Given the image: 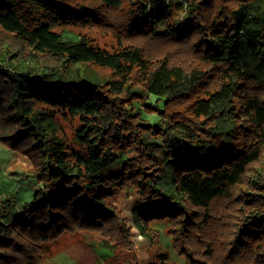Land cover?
<instances>
[{"label": "trees", "instance_id": "trees-1", "mask_svg": "<svg viewBox=\"0 0 264 264\" xmlns=\"http://www.w3.org/2000/svg\"><path fill=\"white\" fill-rule=\"evenodd\" d=\"M39 103L76 122L85 157ZM0 143L39 186L0 218V264H43L81 232L141 264L135 229L155 243L156 221L186 264H264V0H0ZM123 190L132 222L109 200Z\"/></svg>", "mask_w": 264, "mask_h": 264}, {"label": "rangeland", "instance_id": "rangeland-1", "mask_svg": "<svg viewBox=\"0 0 264 264\" xmlns=\"http://www.w3.org/2000/svg\"><path fill=\"white\" fill-rule=\"evenodd\" d=\"M67 35L75 38L74 36H71L72 34L70 33H67ZM96 38L99 42L98 44L102 48H110L114 43L110 38H101L98 36ZM90 69L93 71L91 74H96L100 80L109 77V68L91 66ZM156 101L157 97H152L148 104L153 106ZM37 107L38 109H47L51 111L58 110V113L53 115L58 126L57 135L65 141L69 152L77 151L80 156L85 157V150L80 147L75 138L76 122L72 121L70 118H66L64 116L65 112H61L63 109L60 106L39 103ZM135 108L143 110L142 106L139 104H136ZM144 118H146L150 124L157 126L161 125V120L158 114L145 112ZM32 167L33 165L31 161L25 154L12 151L10 148L0 143V200L4 202L3 206L0 208V218L2 221L11 222L15 218L22 216L26 203L33 200L34 194L39 186L36 180L30 177ZM119 167L120 166L117 164L112 165L104 169L102 174L105 177L114 176L118 173ZM109 200L117 207L125 209L129 221L132 222L131 213L135 203L134 193L131 192L130 195L123 190L119 195H115ZM156 223L164 224V222L157 221ZM157 226L154 229L158 230ZM135 231V241L141 250V264L161 263L164 258H167L166 260L173 264H186L185 258L178 255L174 250L171 238L164 233V230L162 232L158 230L161 234L155 243H152L149 238L142 236L136 229ZM81 240V243L93 250L92 255L95 264H130V262H127V260L131 259L128 253L120 252L114 246L111 248L104 246L103 240L100 236L91 232L65 235L61 238L58 244L52 247V252L47 258L65 253L68 246L73 243L76 244ZM63 264L66 263L63 262Z\"/></svg>", "mask_w": 264, "mask_h": 264}, {"label": "crops", "instance_id": "crops-1", "mask_svg": "<svg viewBox=\"0 0 264 264\" xmlns=\"http://www.w3.org/2000/svg\"><path fill=\"white\" fill-rule=\"evenodd\" d=\"M151 226L153 228L157 226V229L162 232L167 225L165 223L158 224L153 222ZM81 242L82 240L78 241L76 244L73 243L68 246V249L65 251V253H61L60 255L57 254L54 257L47 258L44 264H63V262L66 264H95L92 255L93 250L89 249Z\"/></svg>", "mask_w": 264, "mask_h": 264}, {"label": "built area", "instance_id": "built-area-1", "mask_svg": "<svg viewBox=\"0 0 264 264\" xmlns=\"http://www.w3.org/2000/svg\"><path fill=\"white\" fill-rule=\"evenodd\" d=\"M151 137H153V135H151ZM0 196H1V191H0ZM3 203L1 200H0V208L3 206Z\"/></svg>", "mask_w": 264, "mask_h": 264}]
</instances>
